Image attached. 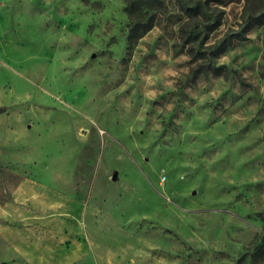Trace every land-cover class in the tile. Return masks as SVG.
Masks as SVG:
<instances>
[{"label": "rangeland", "instance_id": "rangeland-1", "mask_svg": "<svg viewBox=\"0 0 264 264\" xmlns=\"http://www.w3.org/2000/svg\"><path fill=\"white\" fill-rule=\"evenodd\" d=\"M125 1L0 0V264H264V23L194 76L177 5L129 42Z\"/></svg>", "mask_w": 264, "mask_h": 264}, {"label": "trees", "instance_id": "trees-1", "mask_svg": "<svg viewBox=\"0 0 264 264\" xmlns=\"http://www.w3.org/2000/svg\"><path fill=\"white\" fill-rule=\"evenodd\" d=\"M168 0H126L125 11L131 21L127 40L134 42L138 37L151 28L152 15L167 6ZM182 14V23L179 28V37L184 45L189 47L190 56L197 60L192 67V74L210 72L221 74L220 66L213 63L223 49L235 39H241L242 33L258 23H264V0H245V6L252 5V13L247 15L244 27L228 36H224L217 43H212L207 48L202 44L208 39V34L221 25V13L210 12L211 6L222 0H171ZM150 14L149 17L145 15ZM195 46L199 50H195ZM3 108L0 107V111Z\"/></svg>", "mask_w": 264, "mask_h": 264}, {"label": "crops", "instance_id": "crops-1", "mask_svg": "<svg viewBox=\"0 0 264 264\" xmlns=\"http://www.w3.org/2000/svg\"><path fill=\"white\" fill-rule=\"evenodd\" d=\"M85 254H88V253H85ZM88 255H89V254H88ZM90 260H91V259H90ZM70 263H71V262H70ZM70 263H69V264H70ZM72 263L74 264L75 262H72ZM79 264H80V263H79ZM81 264H89V263H88V261H85L84 263H81ZM90 264H97V262H96L95 259H94V261H92V260L90 261Z\"/></svg>", "mask_w": 264, "mask_h": 264}, {"label": "water", "instance_id": "water-1", "mask_svg": "<svg viewBox=\"0 0 264 264\" xmlns=\"http://www.w3.org/2000/svg\"><path fill=\"white\" fill-rule=\"evenodd\" d=\"M116 177H117V173H116V171H114L112 174V179H116Z\"/></svg>", "mask_w": 264, "mask_h": 264}, {"label": "built area", "instance_id": "built-area-1", "mask_svg": "<svg viewBox=\"0 0 264 264\" xmlns=\"http://www.w3.org/2000/svg\"><path fill=\"white\" fill-rule=\"evenodd\" d=\"M161 181H164L165 180V176L163 175L161 178H160Z\"/></svg>", "mask_w": 264, "mask_h": 264}]
</instances>
